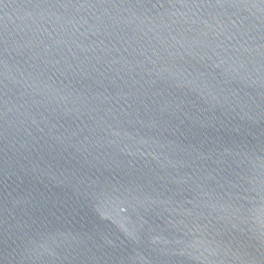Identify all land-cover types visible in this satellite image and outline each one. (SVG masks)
Returning <instances> with one entry per match:
<instances>
[{"label":"water","instance_id":"1","mask_svg":"<svg viewBox=\"0 0 264 264\" xmlns=\"http://www.w3.org/2000/svg\"><path fill=\"white\" fill-rule=\"evenodd\" d=\"M0 264H264V0H0Z\"/></svg>","mask_w":264,"mask_h":264}]
</instances>
